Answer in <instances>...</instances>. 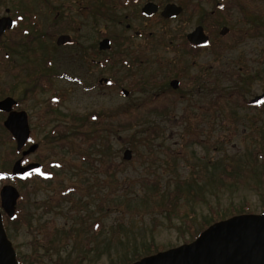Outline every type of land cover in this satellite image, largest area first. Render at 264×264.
Here are the masks:
<instances>
[{
	"label": "rangeland",
	"instance_id": "374dc122",
	"mask_svg": "<svg viewBox=\"0 0 264 264\" xmlns=\"http://www.w3.org/2000/svg\"><path fill=\"white\" fill-rule=\"evenodd\" d=\"M74 1L18 0L27 4L28 23L35 20L29 36H39L30 37L25 50L30 58L56 57L62 64L56 74L64 72L66 57L79 58L80 50H58L60 35L94 49L104 36L110 37L109 57L114 58L121 38L127 40L145 27L138 19L121 26L102 18L83 19ZM170 1L186 10L170 23H148L153 48L149 51L137 39L129 45L138 48L136 58L143 64L130 58V68L110 67L102 73L113 84L89 93L56 79V122L40 125L31 119L32 143L38 149L25 161L39 163L43 175L0 180V189L12 185L19 193L18 220L7 219L17 257L40 264H119L143 255L150 246L165 251L190 242L192 230L198 234L203 221L211 222L214 214L227 209L262 213L264 106L248 103L264 92V0H216L223 7L215 9L211 24L228 28L229 34H216V47L189 50L181 90L175 93L166 86L168 93L156 103L153 69L165 72L171 55L168 41H184L196 26L209 23L202 15L214 9L207 2ZM9 4L0 0V15ZM126 23L132 25L128 32ZM39 26L40 32L31 31ZM1 46L5 48V41ZM3 53L0 50V99L10 96L35 116L40 105L47 106L49 95L29 97L21 78L7 73ZM92 75V81L99 78L95 70ZM3 120L0 117V172L10 175L20 155ZM53 130L55 137L49 136ZM125 151L131 152L128 161L123 159ZM51 223L56 237L44 244ZM95 224L100 227L96 236Z\"/></svg>",
	"mask_w": 264,
	"mask_h": 264
},
{
	"label": "flooded vegetation",
	"instance_id": "af4514ba",
	"mask_svg": "<svg viewBox=\"0 0 264 264\" xmlns=\"http://www.w3.org/2000/svg\"><path fill=\"white\" fill-rule=\"evenodd\" d=\"M192 1L207 2L208 4L212 3L211 6L213 5L214 9L207 13L206 16L204 14L202 15V19L204 18L203 20L210 19V21L209 23H204L203 25L199 24L191 32H188L185 35L184 41H168V52H170L171 55L167 59L168 64L166 65L165 72H163L162 69H157L155 67L156 63L154 64L155 68L153 69L154 75L152 76V83L156 91L152 98L156 103H158V101L164 98L165 94L168 93L166 86H168L171 91L175 93L181 90V78L187 75L185 66L189 50L193 53H197L202 50L216 47L218 45L216 44V34L222 38H225V36L229 34L228 28L222 27L219 29L218 25L211 24L213 23L211 19L215 17V9L218 11L222 9L223 5L221 3H215L216 0ZM8 2H10V4L4 6L3 8L4 15H0V20H5V29L0 33V50H4L2 58L6 66V71L13 78H21V81H23L24 85L27 86L26 94L28 93L29 97L36 98L38 94H40V96L44 94L47 96L49 95L46 102L47 106L43 107L40 105L36 110V115L34 114L35 116H31V113H27L24 109H21L20 103L10 96L0 99V101H2L5 98H11L15 101L10 113L24 112L26 114L30 135L24 148L18 152L20 155L19 160H21L22 165H26L23 161H25L27 157H22V152L34 144L32 143V131L30 128V123L32 122L31 119L38 122L40 125H47L56 122V110L58 109L57 106L59 103V99L56 97V89L54 88V82H56V79L63 80L71 86H78L86 93H89L96 87L101 88L103 86L107 87L112 85L113 81L111 79L104 78V74L102 72L105 70L108 71L110 67H113L116 64L121 68H130L131 64L129 59L138 57V53H140L138 52V48L133 50L131 46H129L130 43L134 42L136 39L138 41L142 40V44L144 46L147 45L146 49L148 48L149 51L153 48L152 45H155L152 42L153 32L148 30V28L151 29L152 27H150L148 23L156 21V19H159L162 23H170L181 17L184 10H186L185 8L183 10L182 6L172 3L170 0H165L164 2H158L155 0H96L97 4L95 5H93L94 2L92 4L90 0H75L74 2H77L80 8L81 18L83 19H89L92 17L102 18L115 26H121L124 22L131 19H138L143 22L145 27L141 30H134L133 33L129 35L131 38L127 40L121 38V43L118 44V51L113 54L114 58L109 57V52L112 50L111 42L114 40L110 37L104 36L98 41L97 47L94 49L91 44L81 45L80 41L73 38L71 35H60L55 41V46L58 50H80L78 53L76 52L77 56H79V58L77 57L78 60H76L77 58L69 60L68 57H66V64L63 65L64 68H62L64 72L56 74V68H61V63L56 59V57L53 60V58H47L48 56L45 57L44 54L40 56H36L34 54V56L30 58L28 54L29 51L25 50L26 48L29 49L28 45L31 37L29 36L30 30L28 27L35 25L34 19L31 21L34 25L32 23H28L29 14L27 11V4L21 5V3H18V0H8ZM168 5L179 7L181 9L180 13L174 17L165 18L162 13ZM56 15L58 16L60 13L57 12ZM131 26L132 25L130 23H126L125 31L128 32L131 29ZM197 28H201L203 34L208 38L207 45H192L188 41V35L193 33ZM144 29H147L148 32L143 31ZM222 29H225L223 35L221 34ZM33 30H35V32H40L41 28L40 26L35 29L32 27L31 31ZM33 36L31 38L36 40L39 37L37 36L34 38ZM40 37L43 38L41 34ZM3 41H5V48H2L1 46ZM39 41L40 40H38L37 45L40 46ZM104 41H106L107 44H102ZM115 41L117 42V40ZM136 59L139 61V65L143 64L141 59ZM156 62H160V60ZM156 65L158 66V64ZM68 66H72L71 69L73 71L71 73L66 72ZM52 70L53 74L51 72ZM94 70L97 72L99 78L92 81V74ZM124 91L126 90H121V95L122 97L127 98L129 93L126 91L128 94L124 95ZM262 94H264V92ZM180 96H182V93ZM22 97L24 98L23 95ZM53 98H55V100ZM40 103L41 102H38L37 104ZM262 106H264V101L259 105L250 107L260 109ZM8 115L9 112H0V117L4 119L3 122L7 119ZM87 119H89V117H87ZM83 120L85 122L86 118ZM53 132H55V130L51 131L50 134L48 133L49 136L55 137L56 133ZM8 180H12V178Z\"/></svg>",
	"mask_w": 264,
	"mask_h": 264
},
{
	"label": "water",
	"instance_id": "95a60500",
	"mask_svg": "<svg viewBox=\"0 0 264 264\" xmlns=\"http://www.w3.org/2000/svg\"><path fill=\"white\" fill-rule=\"evenodd\" d=\"M180 11L179 7L168 5L162 15L165 18L174 17ZM4 22L5 20H0V33L5 29ZM224 31L225 29H222V35ZM187 39L192 45L208 43V38L201 28L189 34ZM127 94L124 91V95ZM263 100L264 95L252 100L251 105ZM14 104L13 99L6 98L0 101V111L9 112L3 126L14 139L16 150L19 152L29 139L30 129L24 112L10 113ZM37 148L38 145H32L22 156L34 153ZM130 157L131 152L125 151L123 159L128 161ZM34 169L41 170V165L30 163L23 166L18 160L12 167L11 175L22 178L24 173H36ZM2 174L5 178L9 177L5 173ZM18 199L19 193L12 185H4L0 189V264H19L2 222V213L9 219L14 217ZM131 264H264V214H241L215 222L192 242L143 257Z\"/></svg>",
	"mask_w": 264,
	"mask_h": 264
},
{
	"label": "trees",
	"instance_id": "16d2710c",
	"mask_svg": "<svg viewBox=\"0 0 264 264\" xmlns=\"http://www.w3.org/2000/svg\"><path fill=\"white\" fill-rule=\"evenodd\" d=\"M237 105L240 106L242 104H237ZM83 122L84 121H82V123ZM88 124L89 125H96L95 124V121H93L91 123V122H89V120H88ZM262 162L264 163V159H262ZM263 167H264V165H263ZM261 178L263 179V182L262 183H263V186H264V170H263V173L261 175ZM170 207L171 206H168L167 208H170ZM248 213H250V211L247 210V209H245V208H242L240 210H237V209H234V208H230V209H227L225 212H222L220 215L219 214H216V215L214 214L212 216V221L211 222H206V221H203L202 222V227L199 229V233L201 231H203L205 228H207L210 224H212V223H214L216 221L224 220V219H226L228 217H231V216L240 215V214H248ZM262 213H264V209L262 210ZM4 218H5L4 221H3L4 228L6 230V233H9L10 232V229L8 228V222H10V221H7L8 218L5 215H4ZM13 220H18L17 219V216H15ZM49 228H50V230H48V232H46V234H44V241H43L44 244H50L52 242V240L55 239V237H56V232H55V228H54L53 223H51V225H50ZM99 228L100 227L98 225H96V224L93 225V230H94L95 236L97 234H99V232H97V230ZM198 234H194V231L192 230L191 231V239L192 240L195 239L198 236ZM185 243H187V242H185ZM53 250L56 251V248L53 249ZM160 250L161 249H156V247L150 246L148 249H146V251L143 250L144 251V254L143 255L136 254V255L133 256V259L132 260L126 259V260H123V262H120L119 264H131V263H133L135 261L140 260L141 258H143L145 256H148V255L154 254L156 252H159ZM17 259H18V261H19L20 264H40V263H38V262H36L34 260H31V262H26V259L24 257L23 258L17 257Z\"/></svg>",
	"mask_w": 264,
	"mask_h": 264
},
{
	"label": "snow or ice",
	"instance_id": "6c2138e0",
	"mask_svg": "<svg viewBox=\"0 0 264 264\" xmlns=\"http://www.w3.org/2000/svg\"><path fill=\"white\" fill-rule=\"evenodd\" d=\"M223 7V6H222ZM54 100H55V98H53ZM93 119H96V117H93ZM25 164H27L28 163V161H23ZM57 167H59V165H57ZM33 171H35L36 173H38V174H42L43 175V173L41 172V170L40 169H34ZM32 175V172H27V173H24L23 174V177L22 178H28L29 176H31ZM5 177H4V175L2 174V173H0V179H4ZM46 178H48V177H46Z\"/></svg>",
	"mask_w": 264,
	"mask_h": 264
}]
</instances>
